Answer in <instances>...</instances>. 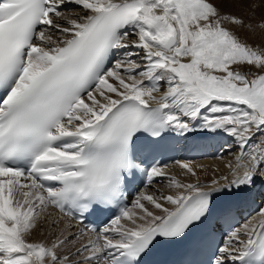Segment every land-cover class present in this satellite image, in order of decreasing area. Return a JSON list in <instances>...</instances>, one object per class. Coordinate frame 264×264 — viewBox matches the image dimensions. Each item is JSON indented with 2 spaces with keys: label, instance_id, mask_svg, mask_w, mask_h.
<instances>
[{
  "label": "snow or ice",
  "instance_id": "snow-or-ice-1",
  "mask_svg": "<svg viewBox=\"0 0 264 264\" xmlns=\"http://www.w3.org/2000/svg\"><path fill=\"white\" fill-rule=\"evenodd\" d=\"M225 2L0 0V264H146L196 233L183 264H264V204H220L264 181V46ZM194 133L230 139L227 173L157 159Z\"/></svg>",
  "mask_w": 264,
  "mask_h": 264
},
{
  "label": "bare ground",
  "instance_id": "bare-ground-1",
  "mask_svg": "<svg viewBox=\"0 0 264 264\" xmlns=\"http://www.w3.org/2000/svg\"><path fill=\"white\" fill-rule=\"evenodd\" d=\"M232 2H225V5L222 4L221 8L223 12H230L231 14L233 13V11H235V15L244 20L245 27L236 29L240 37L254 46H264V27H262V21H264V16L259 17V19H253L254 17L250 18L246 13L243 14L239 10H237V7L232 6ZM243 5L244 9L248 10L247 6L249 5L245 2ZM76 10L78 9H73V11ZM261 11L264 12V10ZM218 137H220V135H218ZM218 137H216L215 140H219ZM222 137H224L223 134ZM190 139L197 140L195 136L190 137ZM226 139L228 143H231L228 137ZM219 149L217 150L216 154L213 152L211 154H208V156L201 160L187 161L188 163H191L193 166L196 167L199 174V178L204 183H207L212 178L213 174L219 175L227 173L226 162L231 159V155L225 153L223 157H221ZM167 170L170 174L176 175L180 179L185 178L183 170L176 164V162H171V164L167 166ZM157 188H160L164 191H168L169 189L167 188V180H164L162 182H155L149 189V191H155V189ZM251 193L253 195L256 194L258 198L264 197V181L258 180L255 186L251 189ZM262 204H264V201H262ZM48 234L49 229L47 226H44L42 229H37L35 232H33L31 238L34 240L46 239L48 237Z\"/></svg>",
  "mask_w": 264,
  "mask_h": 264
},
{
  "label": "rangeland",
  "instance_id": "rangeland-1",
  "mask_svg": "<svg viewBox=\"0 0 264 264\" xmlns=\"http://www.w3.org/2000/svg\"><path fill=\"white\" fill-rule=\"evenodd\" d=\"M232 1H234L235 3ZM229 2H232V6L237 7V10H239L243 14L246 13L250 18L254 17L253 19H259V17L264 16V12L261 11L264 10V0H226V3ZM244 2L249 5L247 6L248 10L244 9ZM256 5H258V7ZM232 14H235V11H233Z\"/></svg>",
  "mask_w": 264,
  "mask_h": 264
}]
</instances>
